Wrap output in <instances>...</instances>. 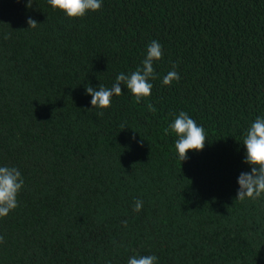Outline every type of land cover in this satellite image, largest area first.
Wrapping results in <instances>:
<instances>
[{"label": "trees", "instance_id": "1", "mask_svg": "<svg viewBox=\"0 0 264 264\" xmlns=\"http://www.w3.org/2000/svg\"><path fill=\"white\" fill-rule=\"evenodd\" d=\"M26 5L0 0V166L24 180L0 264H264V196L235 199L244 132L264 116V0H103L80 18ZM152 40L151 95L121 85L92 108L86 86L111 88ZM180 111L207 137L182 162L164 131Z\"/></svg>", "mask_w": 264, "mask_h": 264}, {"label": "clouds", "instance_id": "2", "mask_svg": "<svg viewBox=\"0 0 264 264\" xmlns=\"http://www.w3.org/2000/svg\"><path fill=\"white\" fill-rule=\"evenodd\" d=\"M103 0H47L53 8L66 14L69 18H80L88 12L99 11ZM27 7L32 6V0H27ZM28 28H35L39 24L35 19L27 18ZM5 38H8L7 36ZM163 47L157 40H152L146 47L145 57L141 65L131 73H119L111 88L100 84L98 90L92 86H86V95H90L92 108L105 109L111 106L112 97L122 94L121 85L126 86L135 98L136 103H140L145 97L151 95L153 84L150 82L157 79L154 69V62L163 58ZM176 64L172 70L163 77L164 85H171L173 81H179L180 75L175 71ZM150 112L155 113L153 104L147 105ZM91 108V109H92ZM103 112L97 113L103 116ZM122 129L125 125L121 126ZM174 133L175 151L182 162L188 159L189 151H200L205 146L207 139L203 126H200L185 111H180L174 120L165 130ZM242 143L246 148L244 163L251 166L250 172H241L238 177V191L236 198L239 201L245 199L256 200L264 196V116H258L245 130ZM24 186L21 172L16 167L0 166V218L5 217L10 211L18 207L17 196ZM143 208V201L137 199L134 202L133 211L139 212ZM125 227L127 221H123ZM4 242V237L0 235V244ZM158 257L152 255H133L128 258L127 264H157Z\"/></svg>", "mask_w": 264, "mask_h": 264}]
</instances>
